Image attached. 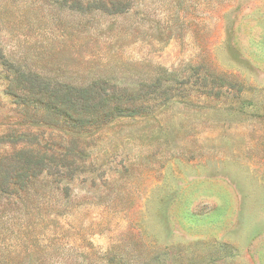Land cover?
<instances>
[{
	"label": "rangeland",
	"instance_id": "374dc122",
	"mask_svg": "<svg viewBox=\"0 0 264 264\" xmlns=\"http://www.w3.org/2000/svg\"><path fill=\"white\" fill-rule=\"evenodd\" d=\"M21 72L134 113L74 134ZM29 132L75 153L0 197V264H264V0H0V139Z\"/></svg>",
	"mask_w": 264,
	"mask_h": 264
},
{
	"label": "trees",
	"instance_id": "16d2710c",
	"mask_svg": "<svg viewBox=\"0 0 264 264\" xmlns=\"http://www.w3.org/2000/svg\"><path fill=\"white\" fill-rule=\"evenodd\" d=\"M9 84L11 86L7 92L22 107L24 115L39 117L38 119H44L42 121H49L53 125H62L77 135L88 133L91 127H94L101 111H104L102 115L107 119L114 115H126L124 111L128 109L130 113H134V100L117 95V88L107 83H93L87 87L75 88L60 83L52 84L38 76L21 72L20 76L10 80ZM112 103L118 105L112 106ZM124 105L126 107H123ZM37 139L38 137L29 132L6 135L0 139V143L34 142L39 147L41 145ZM49 147L44 145L41 149L32 150L24 146L19 152L0 160V197H8L15 194L16 190H23L29 179L55 167V161L63 165L64 159L61 156L75 153L73 147H65L60 149V156L57 157L51 154L53 147Z\"/></svg>",
	"mask_w": 264,
	"mask_h": 264
}]
</instances>
